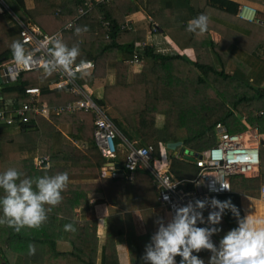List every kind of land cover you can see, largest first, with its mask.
<instances>
[{
  "label": "trees",
  "instance_id": "obj_1",
  "mask_svg": "<svg viewBox=\"0 0 264 264\" xmlns=\"http://www.w3.org/2000/svg\"><path fill=\"white\" fill-rule=\"evenodd\" d=\"M6 1L21 18L38 24L45 33L62 28V41L79 48L74 62L94 61L92 69L78 75L81 83L92 86L97 79L106 77L108 63L115 61L114 81L104 85L101 92L96 90L94 97L100 105L113 107L118 114L113 120L130 141L154 144L155 154L161 150L160 141H182L185 149L203 151L217 141L218 122L230 132L256 126L262 132L264 27L239 17L238 13L242 4H250L257 6L259 15H264V0H48L47 4H42V0ZM90 1L93 6L89 9ZM80 7L87 12L77 18L72 28H65L79 15ZM139 12L148 15V29L136 27L134 21H130L131 27L128 24L121 28L127 23V16ZM199 14L208 17L206 30L187 31V23ZM103 20L110 24L109 38ZM76 26H87V31L75 35ZM161 32L175 44L174 50L163 51L147 38L148 34ZM213 33L220 36L218 41L213 39ZM13 41L22 42L20 28L5 11L0 13V69L14 63L10 49ZM142 43L146 45L142 47ZM187 49L192 50L191 55ZM135 53L141 61L139 66L132 62ZM56 79L55 72L46 75L38 69L23 71L17 80L0 84V106L13 98L15 105L27 101L25 90L31 86L41 89V103L58 105L74 99L66 89L50 88ZM160 113L164 117L163 129L155 126ZM93 116L86 110L50 117L32 115L16 135H10L16 124L0 126V171L15 167L29 177L58 172H67L69 177L61 202L51 207L38 228L24 227L17 232L0 225V264H122L117 241L120 235L126 245L127 264H146L142 257L145 245L156 231L153 209L160 205L159 193L151 174L138 169L131 183L133 206L140 212L144 226V232L138 233L133 213L125 207V177L103 175L104 166L119 160L118 152L109 159L94 144ZM62 126L68 127V132L64 133ZM45 154L50 156L49 167L35 168L34 158ZM175 163L178 166L172 164L171 171L176 177L196 175L198 169L192 161L178 159ZM121 166L126 171L123 163ZM230 180L231 192L213 197L230 199L242 217L241 196L260 190L264 175L236 174ZM95 194L102 195L101 201L114 210L107 216L99 263L95 261L97 218L83 223L76 219V209L88 205ZM66 223H72L76 231H65ZM236 226L237 218L226 211L217 225V234ZM29 245L35 248L31 255ZM196 254L204 260L211 253L202 249ZM179 259L177 256V262Z\"/></svg>",
  "mask_w": 264,
  "mask_h": 264
},
{
  "label": "built area",
  "instance_id": "obj_2",
  "mask_svg": "<svg viewBox=\"0 0 264 264\" xmlns=\"http://www.w3.org/2000/svg\"><path fill=\"white\" fill-rule=\"evenodd\" d=\"M89 8L93 6L92 2L87 4ZM9 13L13 17L14 25L20 28L21 40L26 51L32 53V63L23 68L17 66L15 62L8 67L6 75L14 76L23 71L43 70L44 62L49 58L45 48L41 45L46 38L59 33L62 39L63 29H58L53 33H45L39 25L31 20L21 18L9 5L6 0H0V13ZM87 12L86 8H79V15L68 24H75L77 18ZM238 16L255 21L264 27V15H259L257 6L250 4H242ZM106 29V37L109 38L110 24L108 21L102 22ZM131 27L130 21L121 26L124 29L127 25ZM66 28V27H65ZM146 44H141L143 47ZM132 62L135 66H139L141 61L138 53L134 54ZM95 66L93 60H85L73 62L72 72H64L61 70L54 71L57 79L50 83L51 89H66L74 95V99H70L63 104L50 105L47 102H40L39 96L41 89L39 87H27L25 93L29 99L15 105L14 101L6 102L0 106V126L1 125H18L22 127L30 122L32 115H42L50 117L61 113H76L81 110L91 111L94 116L93 137L94 144L99 148L102 155L109 159L115 158L120 145H125L127 154L125 158V169L128 177L132 180L138 169H146L152 176L153 184L159 193L161 209V218L169 220L175 213L177 207L183 206L189 202H195L197 199L206 200L214 195L225 194L231 192V177L235 174H241L247 177L259 175L262 162L260 137L261 131L258 126L250 127L243 131L230 132L222 122L216 125L217 141L210 147L201 152H187L193 156V163L196 164L197 173L193 178H177L165 167H159L154 159L155 145H141L140 141H130L119 130L113 117L109 114L106 106L100 105L94 97V90L89 85L81 83L78 75H82L84 71L92 69ZM246 118H242L245 122ZM118 141V142H117ZM74 145L78 143L71 139ZM163 144V142H161ZM49 155H37L34 158V166L37 169L49 167ZM118 165L114 162L108 163L104 169H116ZM221 184L228 185L226 189H221ZM165 188L166 186H171ZM262 198L264 199V186L260 189ZM167 196V199L164 197ZM205 218L208 210H203ZM164 214V215H163ZM166 218V219H165ZM201 226H208L207 224ZM220 237L214 234L212 240L218 243ZM207 257V256H206ZM205 264H208V257L204 258Z\"/></svg>",
  "mask_w": 264,
  "mask_h": 264
},
{
  "label": "clouds",
  "instance_id": "obj_3",
  "mask_svg": "<svg viewBox=\"0 0 264 264\" xmlns=\"http://www.w3.org/2000/svg\"><path fill=\"white\" fill-rule=\"evenodd\" d=\"M132 20L135 23L133 17ZM207 25L208 17L199 14L187 23L186 30L203 33ZM65 27L73 26L67 24ZM82 31H87V26H76L73 29L75 35ZM41 46L49 56L43 64L46 75L58 69L72 72L73 62L79 54L78 46L66 45L59 33L47 37ZM10 49L17 66L27 68L32 63V53L26 51L21 41H13ZM159 143L163 146L166 142ZM68 182L67 172L29 177L15 167L0 171V225H7L17 232L24 227L38 228L46 220L51 207L61 202V193ZM228 187L221 184V189ZM164 198L167 199V196ZM206 207L211 210L205 218L203 210ZM226 211H230L237 218V226L227 230L218 243H214L212 237L220 231L217 225ZM157 223V230L145 245L142 259L146 264H205L196 254L202 249L211 253L208 264H264V217H253L249 214L241 217L238 208L230 199H197L194 203L177 207L167 222L161 219ZM205 224L208 226H201ZM63 228L65 231H76L72 223L64 224ZM34 252V246L29 245V254ZM177 256L180 257L179 262L176 260Z\"/></svg>",
  "mask_w": 264,
  "mask_h": 264
},
{
  "label": "crops",
  "instance_id": "obj_4",
  "mask_svg": "<svg viewBox=\"0 0 264 264\" xmlns=\"http://www.w3.org/2000/svg\"><path fill=\"white\" fill-rule=\"evenodd\" d=\"M44 3L47 4L48 0H42V4H44ZM140 13H142V12H139L138 14H140ZM138 14L136 13L135 14L136 16H134V15L130 16L129 15V16H127L126 20H128V19L132 20V17L133 18L137 17ZM135 25H136V27H144V28L146 27L143 22L140 25V23L138 24L136 20H135ZM213 34H215L218 37V38H216V36L213 35V39L215 41H218L220 36L217 35L216 33H213ZM147 38L151 42H154L163 51L168 52V50H170V49H173V50L175 49V44L172 43V41L169 39V37L164 35L162 32L161 33L148 34ZM167 41H169L170 44H168ZM171 45H174V46L171 47ZM186 51L189 55L192 54L191 49H187ZM114 66H115V61H110L108 63V67H109L108 75L102 79H97L98 82H102V86L98 89L99 92H101L100 89H102V87L104 85L110 84L114 81V79H115ZM2 70L3 69H0V71H2ZM40 71L43 72L44 70H40ZM8 78H9L8 75H6L4 73L2 75H0V80H1L0 84L13 82V81H9V82L6 81V80H8ZM94 91H96V89ZM11 101H14V98L7 101V102H11ZM61 129L63 130L64 133L68 132V127L62 126ZM20 130H21V128L18 125H15L11 129L10 135H16L20 132ZM261 133H263L260 135V137L262 139V144H263L264 143V140H263L264 127L262 128ZM121 146L122 145H120V147ZM117 157L118 156H116V158ZM124 160H125V158H124ZM112 162L118 164V167L116 169H113V170L110 168L104 169V167H103V172H104L103 175H105V176H110V175L118 176V175H116V173L124 172L123 176L119 175L118 177H125L124 181L122 182L123 190H124V196H125L124 197L125 198V207H126V210L132 211V213H133L136 231L138 233H143L144 232V226H143V222L141 219V214L138 210L134 209V206H133L134 203H133V198H132L131 183L135 177L131 180L128 177V175H126L127 174L126 171L121 166V163H123L122 160H117V161L112 160ZM260 172H261V167L259 170V174H260ZM256 193H259L260 196L257 195ZM101 198H102V195H99V194L92 195L89 199L88 205H82L76 209V219L79 222L83 223L85 220H88L94 216L98 220V225H97L98 226V228H97L98 252L96 254V259H95V261L98 263L101 261V248H102V244L104 242V237H105L106 231H107V216L114 212V210L110 206H108L106 203L101 201ZM241 204L243 206L244 215L249 214L253 217H264V199L261 196L260 190L248 191L245 194H243L241 196ZM94 211H96V212L100 211V214L98 213L96 215V213ZM160 214H161V209L159 208V206L154 207V209H153V222H154L155 230H157V227H158L157 221L162 219ZM222 226H223V229L226 230V225L224 224ZM225 232L226 231H222V233L220 235L218 234V236L219 237L223 236ZM117 241H118V249H119V253H120L121 262H122V264H127L128 258H127V254H126V245L124 243L123 235L118 236ZM120 248H125V249L122 251V250H120Z\"/></svg>",
  "mask_w": 264,
  "mask_h": 264
},
{
  "label": "rangeland",
  "instance_id": "obj_5",
  "mask_svg": "<svg viewBox=\"0 0 264 264\" xmlns=\"http://www.w3.org/2000/svg\"><path fill=\"white\" fill-rule=\"evenodd\" d=\"M45 4V3H44ZM259 7H262L260 5H258ZM262 13H264V10L262 11ZM136 16V15H134ZM137 18V19H136ZM134 19L137 21V23L141 25V23L143 22L145 24V28L148 29V25H149V17L147 14H145L144 12L138 14L137 17H134ZM14 24V23H13ZM214 36H216L215 34H213ZM216 38H218L216 36ZM168 44H170L169 41H167ZM264 59V53H263V57ZM115 67V66H114ZM141 67V66H140ZM115 69V68H114ZM264 82V81H263ZM264 84V83H263ZM90 86V89H96L97 91H99L98 89L102 86V82H98L96 81L94 84L89 85ZM101 90V89H100ZM108 108V112L109 114L112 116V117H115L117 116V112H115V110H113V107L108 105L107 106ZM155 126L156 128H161V127H164V117L163 115L160 113L157 115L156 117V120H155ZM263 134V133H261ZM138 140V139H137ZM263 140H264V137H263ZM139 141V140H138ZM264 146V144H263ZM161 147V150L157 151L156 154L154 153V159L155 161H157V165L159 167H165L167 170H169L171 173H173L171 171V165L172 164H175L176 167L178 166L177 163H175L178 159H185L184 157V154H183V151L185 150V147L183 145L181 146H178L176 148H169L167 147V144L165 143L163 146H160ZM119 151H118V159L119 160H122L123 164L125 163V160L124 158H126V154H127V148L125 145L123 146H119ZM187 152H189V150H187ZM187 160V159H185ZM190 161V160H188ZM178 170H184V169H178ZM187 170H189L187 168ZM261 172H262V175H264V160H263V157H262V162H261ZM175 176V175H174ZM185 176L187 177H192L189 173H187V175L185 174ZM176 177V176H175ZM178 178V177H177ZM257 195L260 196L259 193H256ZM262 196V195H261ZM96 213V215L99 213L100 214V211H94ZM164 215V214H163ZM162 216V215H161ZM166 219V218H165ZM164 222H167V220H164ZM222 236H220L221 238ZM125 248H120V250H124Z\"/></svg>",
  "mask_w": 264,
  "mask_h": 264
},
{
  "label": "water",
  "instance_id": "obj_6",
  "mask_svg": "<svg viewBox=\"0 0 264 264\" xmlns=\"http://www.w3.org/2000/svg\"><path fill=\"white\" fill-rule=\"evenodd\" d=\"M6 71H8V70L7 69H4V70L0 71V75H2L3 73H5ZM19 76H20L19 74H16L14 76H8L9 78L6 81H8V82L9 81H14V80L18 79ZM181 145H183V142L182 141H176V142H169V143H167V147H169V148H176V147L181 146ZM184 157H185V159L190 160V161H193L194 160V157L191 156V155H189V154H187V153L184 155ZM116 175H118V176L119 175L120 176L122 175L123 176L124 175V172L116 173Z\"/></svg>",
  "mask_w": 264,
  "mask_h": 264
},
{
  "label": "bare ground",
  "instance_id": "obj_7",
  "mask_svg": "<svg viewBox=\"0 0 264 264\" xmlns=\"http://www.w3.org/2000/svg\"><path fill=\"white\" fill-rule=\"evenodd\" d=\"M236 175V174H235ZM234 176V175H233ZM188 178V177H187Z\"/></svg>",
  "mask_w": 264,
  "mask_h": 264
}]
</instances>
